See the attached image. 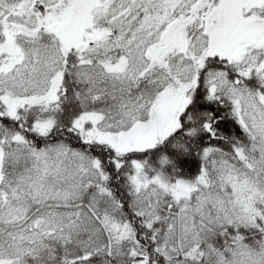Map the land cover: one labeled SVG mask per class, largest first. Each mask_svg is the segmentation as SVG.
<instances>
[{"label": "snow or ice", "instance_id": "6c2138e0", "mask_svg": "<svg viewBox=\"0 0 264 264\" xmlns=\"http://www.w3.org/2000/svg\"><path fill=\"white\" fill-rule=\"evenodd\" d=\"M0 264H264V0H0Z\"/></svg>", "mask_w": 264, "mask_h": 264}]
</instances>
